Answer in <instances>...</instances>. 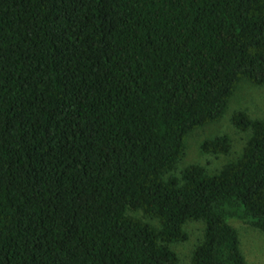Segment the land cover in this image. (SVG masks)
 <instances>
[{"label":"trees","instance_id":"obj_1","mask_svg":"<svg viewBox=\"0 0 264 264\" xmlns=\"http://www.w3.org/2000/svg\"><path fill=\"white\" fill-rule=\"evenodd\" d=\"M243 81L264 0H0V264H179L190 220L191 264H250L230 220L264 233V119L233 114L251 135L219 171L172 173Z\"/></svg>","mask_w":264,"mask_h":264},{"label":"rangeland","instance_id":"obj_2","mask_svg":"<svg viewBox=\"0 0 264 264\" xmlns=\"http://www.w3.org/2000/svg\"><path fill=\"white\" fill-rule=\"evenodd\" d=\"M238 110L247 112L252 118L264 119V85L241 82L227 111L218 121L197 127L187 135L185 151L172 173L179 175L181 170L191 163H198L213 173L219 171L226 163L237 159L251 135L250 130H242L233 122L232 116ZM222 134L231 138V149L228 153L212 154L201 150L200 145L204 139ZM131 213L157 224L156 219L140 211L131 210ZM230 222L238 231L241 248L248 262L264 264V233L240 220L231 219ZM204 226L202 220L188 221L185 225L188 239L171 244L178 255L179 264H191L193 249L203 238Z\"/></svg>","mask_w":264,"mask_h":264}]
</instances>
